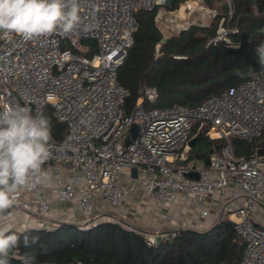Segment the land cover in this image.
<instances>
[{
  "label": "built area",
  "instance_id": "1",
  "mask_svg": "<svg viewBox=\"0 0 264 264\" xmlns=\"http://www.w3.org/2000/svg\"><path fill=\"white\" fill-rule=\"evenodd\" d=\"M170 1L79 0L80 24L71 33L57 31L30 40L1 33L0 110L20 104L44 114L50 107L67 127L65 139L52 135L51 157L44 165L59 178L53 181L56 195L47 199L41 194L44 187L20 190L11 210L16 220L7 224L25 230L81 222L80 227L87 228L103 215V205L123 209L140 188L160 207L182 202V212L194 207L198 213L196 223L169 212L175 227L156 233L163 239L180 229L209 228L228 216L246 239L240 264H264V152L259 151L264 138V78L254 76L193 106L147 108L145 103L157 99L158 89L146 85L136 105L126 110L130 90L120 82L118 71L134 41L136 13ZM179 11L189 17L196 12L218 14L202 0H186ZM197 23L204 25L202 20ZM234 32L237 27L222 22L209 44L237 49L242 41L230 36ZM198 122L199 130L192 134ZM134 124L137 134L127 143ZM201 131L223 143L210 154V165L205 158L191 160L190 152L183 155ZM235 138L258 144L252 154L237 155ZM191 171L200 177H188ZM68 203L79 217L66 218L59 212ZM141 233L148 244L157 242L153 235Z\"/></svg>",
  "mask_w": 264,
  "mask_h": 264
},
{
  "label": "trees",
  "instance_id": "2",
  "mask_svg": "<svg viewBox=\"0 0 264 264\" xmlns=\"http://www.w3.org/2000/svg\"><path fill=\"white\" fill-rule=\"evenodd\" d=\"M185 1L172 0L168 8L176 9ZM202 1L218 11L211 23L191 24L164 42V34L156 21L157 9L136 13L138 28L134 41L118 71L120 82L130 90L127 111L136 105L146 85L158 89L157 99L145 103L147 108L174 104L193 106L254 76L264 78V69L255 55V48L264 43V0H230L232 16L228 0ZM222 22L238 28V32L230 36L242 41L239 48L209 44ZM249 70L251 75H238V71L247 73ZM46 111L44 115L51 121L52 135L63 140L64 123ZM197 137L199 141L205 136L200 132ZM234 140H238L234 149L237 155L252 154L258 144L257 141ZM213 141L209 139L196 149L200 157H206L205 151L215 143ZM11 230L20 235L21 244L10 255V264H21L20 257L24 253L38 252L41 245L46 246L48 253L39 257V264L78 261L85 264H240L246 245L245 237L228 216L206 229H180L175 236L153 244H148L140 231L111 220L91 228L62 222L52 229ZM24 236L37 237L38 243L33 248H25Z\"/></svg>",
  "mask_w": 264,
  "mask_h": 264
},
{
  "label": "clouds",
  "instance_id": "3",
  "mask_svg": "<svg viewBox=\"0 0 264 264\" xmlns=\"http://www.w3.org/2000/svg\"><path fill=\"white\" fill-rule=\"evenodd\" d=\"M79 0H0V33L18 34L25 40L50 35L57 31L71 33L80 24ZM239 46H237L238 48ZM255 55L264 69V43L255 48ZM251 75L239 72L238 75ZM51 121L42 111L35 112L20 104L0 110V264H10V255L20 247L21 237L7 222H15L11 210L20 190L50 187L51 170L44 167L51 157ZM37 237L23 238L25 248H33ZM46 246L38 252H26L21 264H39L47 255Z\"/></svg>",
  "mask_w": 264,
  "mask_h": 264
},
{
  "label": "rangeland",
  "instance_id": "4",
  "mask_svg": "<svg viewBox=\"0 0 264 264\" xmlns=\"http://www.w3.org/2000/svg\"><path fill=\"white\" fill-rule=\"evenodd\" d=\"M171 2H172V0L166 6L159 7L157 9V15H156L157 24L160 27V29L162 30L164 36H166L167 38L169 36H171L172 34L180 33L184 27H188L191 24H197L198 20H202L204 25H206V24H210L212 19H213V16L203 15L200 12H196V13L192 14L190 17L185 16L184 11H182V12L179 11L180 6L176 9L170 10L168 8V6L171 4ZM46 112L52 113V109L51 108L47 109ZM63 125L65 127V130L67 131L66 124L64 123ZM199 125H200V123L198 122L194 126L192 134L196 133L199 130L198 129ZM66 131H65V133H66ZM201 133L205 136L204 131H201ZM65 138H66V134H65ZM208 140L209 139L205 136V137H203V139H200L196 143L195 148L192 150V152L190 154L191 160H195V159H199V158L204 159L203 157H200L198 155V151L196 149L199 146H203V145L207 144ZM237 141L238 140H234V139L232 140L234 149H236V145H238ZM213 142H222V140L213 141ZM156 204L159 206V204L157 202H156ZM126 206L123 209H117V208H111V207L103 208L101 210V213L103 215L100 216L96 221H93L92 224L87 228H91L99 222L111 220V221H115V222H120L121 224H123L124 226H126L128 228H133V229L137 228V230L144 232L146 234V236H148V237H151V235H153V237H155L154 234H156L158 231L163 232V231H165V229H167L164 225H162V226L161 225H155L154 226L153 224H150V223L143 224V220H141V217L144 216L145 211H141V210L137 211V208H138V206H137V207H135V214H133L130 211H128ZM174 208H175V206H173L172 208H166V209L168 210V212L175 213ZM167 218L172 219V218H169L168 215H167ZM77 225L83 226L81 222H78ZM84 227H86V226H84Z\"/></svg>",
  "mask_w": 264,
  "mask_h": 264
},
{
  "label": "crops",
  "instance_id": "5",
  "mask_svg": "<svg viewBox=\"0 0 264 264\" xmlns=\"http://www.w3.org/2000/svg\"><path fill=\"white\" fill-rule=\"evenodd\" d=\"M41 194L47 199H52L56 195V186L52 183L50 187L44 188ZM101 205V204H99ZM128 211L135 214V207L138 206L137 211H145L144 216L141 217L143 220V224H153L155 225H164L167 229L163 232H169L175 227V221L167 218L168 210L164 207H160L156 204V200L154 197L147 195L142 189H137L128 199L126 204ZM182 202L177 204L174 208L176 214H179L181 220H191L199 223L200 218L198 213L194 210V207H191L190 210H185L181 212ZM111 207L107 205H103V208ZM113 208V207H111ZM59 212L65 216L66 218H72L73 216H80V212L74 209L73 204L68 203L59 207ZM79 215V216H78ZM37 219H33V223H35ZM197 226V225H196ZM157 238V241L163 239L162 234H154Z\"/></svg>",
  "mask_w": 264,
  "mask_h": 264
},
{
  "label": "water",
  "instance_id": "6",
  "mask_svg": "<svg viewBox=\"0 0 264 264\" xmlns=\"http://www.w3.org/2000/svg\"><path fill=\"white\" fill-rule=\"evenodd\" d=\"M0 35H1V33H0ZM166 40H167V37L164 36L162 38V41L164 42ZM137 131H138V126H137V124H134L132 126V128H131V133L126 138V142L127 143L130 142L131 137L136 136ZM197 141H198V137H196V136L190 139V141H189V149L187 148V149H185L183 151L184 157H187L189 155L190 149L194 148V146L196 145ZM261 144H262V146L259 149V151L260 152H264V138L262 139ZM222 145H223L222 142H215L212 146H210V147H208L206 149V151H205V153H206L205 164L206 165H210V163H211L210 162V154L213 152V150L220 149L222 147ZM68 162H70V161H68ZM182 163H183V160H179V164H182ZM133 175L136 176V169L133 170ZM187 176L190 177V178L198 179L200 177V174L197 171H191V172H189L187 174Z\"/></svg>",
  "mask_w": 264,
  "mask_h": 264
}]
</instances>
